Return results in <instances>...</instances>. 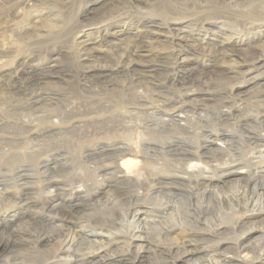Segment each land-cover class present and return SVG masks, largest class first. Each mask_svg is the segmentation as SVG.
I'll return each mask as SVG.
<instances>
[{"label":"bare ground","instance_id":"6f19581e","mask_svg":"<svg viewBox=\"0 0 264 264\" xmlns=\"http://www.w3.org/2000/svg\"><path fill=\"white\" fill-rule=\"evenodd\" d=\"M86 1L77 55L49 50L61 72L1 91L0 264H264V0ZM36 14L12 37L59 17Z\"/></svg>","mask_w":264,"mask_h":264},{"label":"rangeland","instance_id":"374dc122","mask_svg":"<svg viewBox=\"0 0 264 264\" xmlns=\"http://www.w3.org/2000/svg\"><path fill=\"white\" fill-rule=\"evenodd\" d=\"M28 2H29L28 0H23V1L22 0H0V97H1L0 101L1 102H4L3 99L4 100L7 99V96L3 95L1 92L4 85H6V84L8 85L10 83L8 86L9 87L13 86L15 84L14 82H16L20 78V76L23 73V70L25 68H29V67L42 68L44 66H47V67L52 66L51 69H53L54 71L57 72L58 68L64 67L65 63L67 64V62H68L67 59H65V63H61V64L60 63L59 64L54 63V60L52 62V60H50V58H49V56H51V54L49 53V50H51L53 48L58 50V48L62 44L66 43L65 46H67V48H70V50H69L70 53L77 55V53H76L77 52V47H76L77 44H75V43H78L79 39L86 32V28L82 29V28H78V26L80 24L86 25V23L87 24L91 23L90 20H89L90 21L89 23L83 22L81 19L82 18L81 13H83L84 11L87 12L88 10H91L95 7H98L101 4L100 1L96 2V3H88L86 0H66V1L65 0L64 1L63 0H55V1L54 0H40V4H39V0H37V1L35 0L32 2H35V4L37 2V4H36V6L38 5L37 8L34 7L35 9L34 8L29 9ZM29 4H30V2H29ZM56 8H58L59 10ZM34 10H35V12H34ZM36 11L38 13L40 11V12L48 14V15H50V14L56 15L57 14L59 16L58 17L59 19L53 18L54 20L51 22L49 21L50 23L46 22L47 27L45 25V27L42 28V31L40 32L39 37L29 36L28 38H25V39L22 38L20 40L12 37L13 33L17 32L21 29H24L26 26H28L29 24H31L33 22V20L35 18L34 15H37ZM110 11H112V12L107 16L106 20L111 19V21H112V19H116V18L117 19L128 18L127 19L128 23H131V19H134L136 17L134 14L135 10L130 8L128 5L122 6V8H120L116 11H114V10H110ZM47 12H49V13H47ZM59 12H62V13L60 14ZM148 14H149V17H152L153 15H156L157 13H155V12L153 13V11L152 12L147 11V15ZM57 19L59 20V22L57 21ZM179 23H180V21L176 22V24H174V25H178ZM17 27H19V28H17ZM10 29H12V30H10ZM79 29H81L84 33ZM113 30H115V29H110L107 32V34H105L104 32H101L99 34H95L93 37V39H95L94 40L95 46H100V48L104 49V48H106V46H105L106 44L116 42L115 38L112 36ZM128 32L133 33L134 29H130V30H128ZM47 33L49 35H47ZM167 35H169L167 37H169V38L171 37L170 34H167ZM206 37H207L206 39H209L212 36L207 35ZM153 38H156V37H153ZM238 38L239 37H236L235 39L238 40ZM242 39L246 40V37L243 36ZM12 40H15L16 42L15 41L12 42ZM17 40H19V41L17 42ZM149 40H153V39H151L150 37L146 39V41H149ZM159 40H160V37H159ZM11 42H12V44H11ZM60 42H62V43H60ZM56 43H57V45H56ZM126 43H127V41H125V43L123 44L124 46L122 45V47L127 48L128 44H126ZM196 44H198V43H196ZM196 44H194V45L191 43L187 44V47H186L187 49L192 48L191 49L192 52H187V56H191L192 53H193L192 55L195 54L194 55L195 57L198 56V54L201 52V49L199 47H198L199 49L197 47H195ZM1 45H3V46H1ZM166 46H168V44L167 45L165 44V46L156 45L155 47H158V51H163L164 50L163 48H166ZM129 47H131V46H129ZM113 49H114V51L112 53H116L115 51H120V49L117 46H114ZM57 50L55 51V53H57ZM205 51L209 52V49H205ZM207 52H206V54H208L209 56L204 57L201 55L198 57L199 61L200 62L202 61V64L197 65L200 68V70L206 71L208 73H209V71L210 72L214 71L216 73L224 72L223 68L214 67L216 61L213 60V58H211L212 52H210V54ZM202 53H204V52H202ZM86 54L87 53H83L82 56H84ZM47 56H48V58H47ZM24 58H26V59H24ZM117 62L118 63H117L116 69H119L123 65V63H122L123 60H121V61L117 60ZM21 64H23V65L20 66ZM20 69H21V71H20ZM143 69L144 70L148 69L150 71L152 70L150 68H143ZM59 72H61L60 69H58V73ZM112 73L116 74V75H114L116 78H122L125 75V74L119 73V72H112ZM166 73H169L170 75H175L172 69H167ZM179 76H181V74ZM14 77H15V79H14ZM124 87H127V83H125V82H124ZM159 90L160 89H156L155 92H159ZM5 168L7 169L10 167L6 166ZM5 168L0 165V171H2V172L6 171ZM15 192H17V190H15ZM11 212H12V207L4 208L0 204V219H2V218L8 219L9 216L11 215ZM81 216L82 215L80 214V216H78V217L80 218ZM24 226H27V224H25V223H24V225L22 224L21 228ZM30 230H32V228H30ZM8 238H14L13 240L12 239L10 240V241H12V243L19 244V242H20L18 240V238H20V237H18V236L17 237H8ZM148 255H150V254H148ZM148 255L146 256L148 260H147V262L145 261L144 264H160L154 255L153 256L152 255L148 256ZM156 262H158V263H156Z\"/></svg>","mask_w":264,"mask_h":264}]
</instances>
